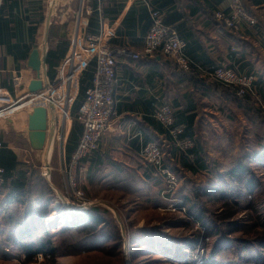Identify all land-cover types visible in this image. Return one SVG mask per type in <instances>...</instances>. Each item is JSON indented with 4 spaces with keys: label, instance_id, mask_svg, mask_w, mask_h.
Wrapping results in <instances>:
<instances>
[{
    "label": "crops",
    "instance_id": "0c3cea01",
    "mask_svg": "<svg viewBox=\"0 0 264 264\" xmlns=\"http://www.w3.org/2000/svg\"><path fill=\"white\" fill-rule=\"evenodd\" d=\"M227 2L88 0L84 6L88 14L83 13L78 21L80 0H0V90L14 96L51 78L77 27L88 34L110 31L109 44L129 53L115 58L114 114L94 151L103 154L104 164L100 167L109 174L120 169L118 163L123 169H136L140 175L146 164L141 156L146 143H157L163 154L169 147L160 132V127H167L154 116L159 107L169 105L174 121L183 124L184 130L192 118L194 137L206 138V130L223 126L224 115L226 119L233 116L232 108L224 109L228 102L221 86L215 84L207 71L218 65L233 64L239 72L264 77V23L259 19L253 25L242 21L236 32L222 27L213 12L225 9ZM249 7L253 12L251 16L264 13V5ZM152 11H157L164 24L185 41V50L199 69L184 71L161 51L151 56L143 52ZM134 53L139 57L133 58ZM27 124L28 111L0 117V141L3 149L11 154L7 160L4 156L1 158L9 165L5 167L7 173L16 177L23 171L27 177L34 171L42 176L41 168L48 163L49 179L42 177L54 192L61 191L60 173L56 164L51 165L54 151H49L48 146L32 149ZM52 140L51 135L49 146ZM88 156L81 161L84 171L80 186L84 191L90 190L87 170L95 168ZM160 177L154 188L156 194L164 192V179ZM14 195L17 192L4 180L0 184V211L4 210V205L13 204ZM17 197L23 199L21 194ZM53 201L47 225L57 217ZM61 213L66 211L61 209Z\"/></svg>",
    "mask_w": 264,
    "mask_h": 264
},
{
    "label": "trees",
    "instance_id": "16d2710c",
    "mask_svg": "<svg viewBox=\"0 0 264 264\" xmlns=\"http://www.w3.org/2000/svg\"><path fill=\"white\" fill-rule=\"evenodd\" d=\"M242 4L248 13L253 14L249 6H262L264 0H242ZM215 12L214 19L222 27L232 30L223 21L215 18ZM185 53L192 60L191 70L199 69L198 63L186 50ZM216 67L230 68L239 74L254 76L252 92H246L242 97L237 95L238 87L213 80L221 86L227 102L235 103L252 123H258L262 127V131L254 140L257 148H252L251 139H248L238 145L237 155L232 156L224 165L217 163L215 159L208 162L207 140L204 137H194L192 118L178 137L192 142L187 148L177 146L169 129L160 127V132L169 145L164 152V166L175 171L182 181H185V185L180 187L178 192L180 202L177 207H185L191 218L177 219L166 224L194 230L190 231L188 236L176 239L178 246L172 256L169 255L167 247L161 250L154 248L155 239L148 230L136 228L130 231V264H195L192 254L201 238H204L202 245L208 248L206 258L203 257L204 264H264V184L252 167V164H255L264 168V77L258 75L256 78L253 73L239 72L233 64ZM93 69L94 65L91 63L79 79L78 95L72 105V123L65 145L67 156L75 149L82 133V125L77 120L76 111L84 99L86 88L91 84ZM174 123L177 124L175 121ZM10 155V151L2 146V177L3 180L9 181L17 195L12 197L13 204L4 205V210L0 211V253L6 250L7 246L17 249L19 255H25L28 259L36 253L50 254L56 258L62 254L104 251L107 248H110V252H120L122 237L118 221L102 203L96 202L81 212L69 213L68 221L65 222L60 221L62 218L57 215L48 221L47 225L45 222L52 213L54 191L47 181L34 171L27 177L23 171L16 177L7 173L5 167L9 165L1 158L4 156L7 160ZM102 156L98 151L88 156L94 163L95 170L88 168L86 178L88 188L95 191L89 193L86 189V196L94 198L100 191H104L105 194L115 195L117 201H122L126 199V195L131 194L144 196L146 201L152 200L156 208L166 203L168 194L157 192L153 199L149 197L148 192L154 190L161 179L151 163L146 162L140 175L136 169H123L122 164L118 163L120 169L114 174H109L100 167L104 164ZM19 194L23 199L17 197ZM211 202L220 204L216 209L210 208ZM196 223L201 229L193 227ZM201 230L203 235H200ZM144 259L146 261H143ZM125 263L124 260L120 262Z\"/></svg>",
    "mask_w": 264,
    "mask_h": 264
},
{
    "label": "built area",
    "instance_id": "2783aa9c",
    "mask_svg": "<svg viewBox=\"0 0 264 264\" xmlns=\"http://www.w3.org/2000/svg\"><path fill=\"white\" fill-rule=\"evenodd\" d=\"M88 0H80L77 11V20L82 14H88L84 7ZM215 18L231 28L238 30L240 23L245 21L250 25L255 24L254 18L245 12L241 0H228L227 7L215 12ZM152 23L144 37L143 52L152 55L161 51L166 57L173 59L177 66L184 70H191L192 60L185 53V41L177 32L164 24L157 11H152ZM112 33L100 32L88 34L77 27L70 38L66 53L61 57L54 69L51 78L46 79L36 89H27L18 95H10L0 90V117L28 111L35 106H41L47 115V136L44 146H49L52 135L51 152L56 144L59 149V173L62 189L56 191L54 202L55 213L61 216V209L69 213L81 212L96 203L85 196L80 186V179L84 168L81 161L99 146L103 133L109 128L114 114V85L116 78V56L128 54L125 49L114 48L109 44ZM138 58L137 53L131 54ZM93 63L94 69L91 84L85 90L84 99L77 109V120L82 125V133L75 149L66 155L65 145L72 123V105L77 98L79 79L83 71ZM207 74L226 85L238 87L237 95L252 92L253 75H244L233 69L216 67ZM246 85V86H243ZM155 118L169 129L170 135L175 139L177 146L187 148L192 145L189 139H179L184 130L183 124H175L173 110L169 105L159 107ZM49 131V133H48ZM0 141V151L2 149ZM142 158L153 164L164 179V192L174 190L178 185L177 174L169 167L164 166L162 148L155 142H148L141 149ZM51 167L44 164L41 168L43 177L49 179ZM3 168L0 166V184L3 183ZM178 203L180 200L177 201ZM175 205V204H174ZM177 205V204H176ZM178 208V207H173ZM179 209L184 211V207ZM70 215H66L67 220ZM35 256L42 258L41 253Z\"/></svg>",
    "mask_w": 264,
    "mask_h": 264
},
{
    "label": "rangeland",
    "instance_id": "374dc122",
    "mask_svg": "<svg viewBox=\"0 0 264 264\" xmlns=\"http://www.w3.org/2000/svg\"><path fill=\"white\" fill-rule=\"evenodd\" d=\"M245 12L247 11L245 10ZM258 15L259 16L257 17L259 18L255 17L254 15L252 17L255 21L259 19L260 22L263 21L264 23V14L258 13ZM232 30L237 31L235 29ZM242 96L238 95V97ZM226 105H224V109H226L227 107H229V109L232 108V118L226 119V116L224 115L222 122L223 126L219 125L215 128V130L205 131V139L207 140L206 149L209 151L208 154L210 161L215 159V161H218L217 163H222V165L228 162L232 156L239 152L238 145H241L245 140L251 139L252 148L253 146L257 148V145L254 143L255 136L262 131V127L258 123H252L250 118L246 116L245 113H243V110L235 106V103L228 102ZM229 109L226 112L227 114L230 111ZM53 151L54 152L52 154L51 165L54 166L56 164L58 168L59 149L56 144L54 145ZM43 155L45 156V153ZM164 157L165 156L163 154V159ZM252 167L254 168L256 175H259L264 184V168H259L255 164H252ZM159 175L161 174L159 173ZM198 177L201 178V176ZM184 183L185 181H182V179L178 178V185L174 190H171L168 193L162 192L163 195L168 194L169 197L166 198L165 196L166 203L164 205L158 206L157 208L153 206L152 200L146 201L147 198H143L144 196L139 197L141 195L134 196L129 194L126 195V199L117 201L115 195L105 194L104 191H100L99 195L92 198L86 196V193L83 190L85 196L88 199L95 200L98 203H102V205L108 208L109 211L114 215V217H116L115 219L118 221L119 230L122 237V242L120 243V252L116 250L110 252V248H107L104 251H90L72 255L62 254L61 256H58L56 258L51 257L50 254L41 253L42 258L40 259H38L35 254L31 259H28L25 255H19L17 249L7 246V249L3 250L0 253V264H120L121 260H124L126 262L125 264H130L132 261L129 257V249L131 244H129L128 241V233L130 231H134L136 228L148 230L152 237H154L155 239L154 248L156 250H161L162 248L167 247L169 249V255L172 256L173 252H175L178 246L176 239L186 237L189 235L190 231L194 230L186 229L181 226L172 227L166 224L169 221H174L177 219H191L190 215L187 214V209L185 207L184 211L182 209L173 208L176 206V204H178V192L180 187L185 185ZM164 189L165 183L163 182L162 190ZM94 191L95 190L91 188V190H89V193H93ZM154 192L155 190H151L148 192L150 199H153L155 197L156 194ZM56 194L57 193L54 192V200ZM54 202L55 201H53V203ZM154 202L155 201H153V203ZM219 204L220 202H211V205H209V207L216 209ZM121 205L124 206V208L119 209L118 207ZM66 215L70 214H68V212L61 213L62 217H65ZM60 221L65 222L68 221V219L64 220V218H62ZM193 227L195 229H201V226L197 223L193 224ZM200 235H203V230L200 231ZM210 241L208 242L209 244ZM203 242L204 238L199 239V245L193 251L192 259L195 261V264H204L203 261H205V259L203 257L205 256L206 258L208 254V248L202 245ZM111 245L112 244H110V247ZM181 248L182 250H184L183 246H181ZM143 261H146V259H144Z\"/></svg>",
    "mask_w": 264,
    "mask_h": 264
},
{
    "label": "water",
    "instance_id": "95a60500",
    "mask_svg": "<svg viewBox=\"0 0 264 264\" xmlns=\"http://www.w3.org/2000/svg\"><path fill=\"white\" fill-rule=\"evenodd\" d=\"M39 87V83L31 89ZM47 115L46 110L41 106H35L28 110V140L34 150H40L44 147L47 136ZM47 149L50 151L51 146Z\"/></svg>",
    "mask_w": 264,
    "mask_h": 264
}]
</instances>
